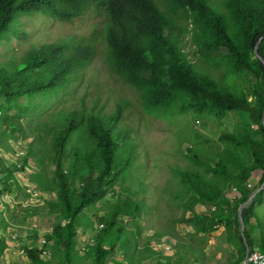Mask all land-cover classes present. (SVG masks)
Here are the masks:
<instances>
[{
  "label": "trees",
  "instance_id": "1",
  "mask_svg": "<svg viewBox=\"0 0 264 264\" xmlns=\"http://www.w3.org/2000/svg\"><path fill=\"white\" fill-rule=\"evenodd\" d=\"M36 16L84 29L39 27V38L0 59V100L11 106L23 97L51 101L30 118L22 167L35 162L32 180L55 195L48 203L58 220L43 238L31 231L34 243L24 246L29 264H149L156 257L157 264H207L204 249L184 240L175 239L176 256L161 255L151 242L140 246L139 220L149 207L151 161L141 134L148 114L247 118L222 133L220 143L214 135L184 137L191 144L187 159L170 165L186 210L237 194L229 220L246 256L239 210L264 184V0H0V42L31 38ZM189 34L195 52L186 51ZM234 76L253 83L241 88ZM20 108L12 116L0 106L6 150L14 151L7 141L25 131L29 107ZM17 170L0 157V181L5 176L19 187ZM107 191L113 199L99 204ZM263 196L264 189L243 209L252 248ZM212 216L196 214L199 232L216 227ZM163 235L171 234L154 238ZM8 247L1 237L0 256Z\"/></svg>",
  "mask_w": 264,
  "mask_h": 264
},
{
  "label": "rangeland",
  "instance_id": "2",
  "mask_svg": "<svg viewBox=\"0 0 264 264\" xmlns=\"http://www.w3.org/2000/svg\"><path fill=\"white\" fill-rule=\"evenodd\" d=\"M90 17V15H86L83 21L85 22ZM33 23L38 29L33 32L31 38L27 40L14 38L0 42V59H5L6 55L11 54L14 49L25 46L31 39L39 38L42 29L39 27H45L48 32L54 33L61 30L71 32L84 29L83 25L77 22L73 24L53 22L42 16H36ZM185 46L186 51L195 52L191 34L186 37ZM232 79L241 88H246L248 87L247 84L253 83V79L248 76L244 78L234 76ZM50 103L51 101L43 96H38L32 101L24 97L21 98L19 104L23 107H29L23 116L25 131L17 132L19 140L7 141L14 151L6 150L3 147V142H0V157L7 160L8 166L18 168L17 179L19 182V187H17L5 176L1 177L0 181V190L5 191L0 197V238L5 237L9 244L5 254L0 256V264H29L26 254H19L17 249L34 243L31 232L33 229H37L40 232V238H43L49 230L53 229L54 223L58 220L57 216L50 210L48 203L55 199V195L45 192L32 180L33 174L38 170L35 162L30 160L29 166H18V164L24 165L27 146L31 141L28 134L31 125L30 118L47 109ZM1 105L6 107L5 114L17 116L22 111L20 105H7L5 100H0ZM1 117L2 110L0 109V120ZM222 121L220 122L211 116H198L196 113L148 114L144 118L141 134L144 143L143 148L151 161V173L147 176L146 181L148 211L139 220L143 227L140 246H145L151 242V247L158 250L161 255L176 256L175 239H180L203 248L206 253L207 264H235L237 261H242L240 264H244L247 254L246 256L243 255V246L235 236L229 220L233 201L237 194L231 191L226 193L218 204H199L194 207L193 211L186 210L183 203L175 195L180 189L177 186L178 177L170 169V165L184 163L187 159L185 154L189 152L191 144L190 140H185L184 137L196 140L197 134L214 135L215 142L220 143L219 137L222 133L233 132L238 126H244L247 123V118L238 115L237 117L231 116L229 120L222 119ZM254 128L256 129L257 126ZM0 129L3 130L4 126L0 125ZM4 143L8 144L6 141ZM10 184L13 189L6 192ZM30 190H37L43 201L38 203ZM113 197L112 192L107 191L101 195L99 204L112 200ZM256 206L262 207L264 214V196L261 201L256 202ZM202 211L213 214L215 217L212 216L211 218L218 221L216 227L208 232H199L193 222L196 214L199 215ZM124 223L136 231L134 222L125 219ZM33 224H37L38 228H32ZM162 232H169L171 235H163L161 241L154 238L155 234ZM13 233L19 235L17 242L12 240ZM253 241L255 247L249 246V252L251 250L263 251L264 218L262 225H257L254 228ZM168 246L171 247V250L167 249ZM156 259L148 261V263L157 264ZM194 264H202V262L194 259Z\"/></svg>",
  "mask_w": 264,
  "mask_h": 264
},
{
  "label": "built area",
  "instance_id": "3",
  "mask_svg": "<svg viewBox=\"0 0 264 264\" xmlns=\"http://www.w3.org/2000/svg\"><path fill=\"white\" fill-rule=\"evenodd\" d=\"M18 166L22 167L21 164H18ZM30 191L32 192V196L36 199V201L38 203L43 201L42 197H41V194L37 190H30ZM32 228H38V225L37 224H33ZM51 231L52 230H49V232H51ZM49 232H47V233H49ZM18 237H19L18 233H13L12 240L17 242ZM42 242L45 243L46 239H43ZM167 249L171 250V247L168 246ZM17 252L19 254H25V249L24 248H19V249H17ZM46 254L49 255L50 253L47 251ZM244 264H264V251L255 250L253 252H249L248 258H247V260H245Z\"/></svg>",
  "mask_w": 264,
  "mask_h": 264
},
{
  "label": "water",
  "instance_id": "4",
  "mask_svg": "<svg viewBox=\"0 0 264 264\" xmlns=\"http://www.w3.org/2000/svg\"><path fill=\"white\" fill-rule=\"evenodd\" d=\"M263 120H264V117H263ZM262 189H264V184L259 188L257 189L252 195L251 197L244 203L241 205L240 207V210H239V219H240V222H241V225H242V236L244 238V241L246 243V246H247V257H246V260L248 258V254H249V245H248V241H247V238H246V234H245V223H244V220H243V209L244 207L250 203V201L256 196V194L258 192H260Z\"/></svg>",
  "mask_w": 264,
  "mask_h": 264
}]
</instances>
